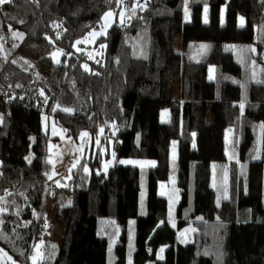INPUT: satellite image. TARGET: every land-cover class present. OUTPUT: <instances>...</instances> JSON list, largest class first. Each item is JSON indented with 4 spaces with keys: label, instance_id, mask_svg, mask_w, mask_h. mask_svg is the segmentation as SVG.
Listing matches in <instances>:
<instances>
[{
    "label": "trees",
    "instance_id": "1",
    "mask_svg": "<svg viewBox=\"0 0 264 264\" xmlns=\"http://www.w3.org/2000/svg\"><path fill=\"white\" fill-rule=\"evenodd\" d=\"M120 1L0 0V251L31 264L59 225L40 264H264V0H123L88 71L75 43ZM45 117L100 139L60 189ZM111 149L156 166L99 172ZM52 191L71 199L54 219Z\"/></svg>",
    "mask_w": 264,
    "mask_h": 264
},
{
    "label": "rangeland",
    "instance_id": "2",
    "mask_svg": "<svg viewBox=\"0 0 264 264\" xmlns=\"http://www.w3.org/2000/svg\"><path fill=\"white\" fill-rule=\"evenodd\" d=\"M118 11H108L104 14L100 27L91 31L86 37L79 39L74 46L75 52L84 56L88 63L84 64L86 70H90L91 63L98 64L103 59L104 54V44L98 43V39L105 36L107 31L114 24H124L130 17V13L134 11V8L127 7V4L121 0L119 2ZM243 19H241V24ZM176 49L180 52L182 49V39L180 36L175 37ZM226 50H232V44L226 45ZM64 53L61 50H56L53 52L52 57L55 62H59ZM175 98L180 96V81L174 82V92ZM168 110L163 112V119L166 121L168 117ZM211 122V119H209ZM44 128L48 129L50 135L56 138V141H51L49 143V162L51 164L52 170L48 177L49 185L54 189H60L66 187L69 181L72 179L73 171L81 165L83 161H90L96 157L97 151L99 149L100 139L92 138L88 133L84 132L77 140L67 135V131L58 126L53 119L44 118ZM101 152L103 156L107 154V148L102 147ZM109 157H105L102 167L99 172H107L110 167L119 165L123 167H155L156 161L151 160H135L131 158H117L113 153L112 149L110 151ZM90 164L86 165V172H90ZM173 185L175 180V174H173ZM176 198L170 201L171 205L174 206L179 201L180 196L178 194V188L174 186ZM161 193L166 195L169 192V187L167 184L163 183L160 186ZM174 191V189H173ZM171 197H174L171 195ZM71 199L65 195V193H56L52 191L51 195L45 197L41 210L39 214H45L51 219L55 218V215L59 212L60 207L70 204ZM2 210L0 209V212ZM181 230L180 232H183ZM193 231L189 230L191 234ZM64 230L61 226L55 225L52 231L50 240L53 243L45 244L40 242L35 247V252L31 258V264H40L45 259H47L49 254L55 255L57 250V245H61L63 239ZM46 247H49L46 249ZM48 250V252H47ZM164 248L162 249V252ZM0 264H19L5 251H0ZM127 264H133L131 260Z\"/></svg>",
    "mask_w": 264,
    "mask_h": 264
}]
</instances>
